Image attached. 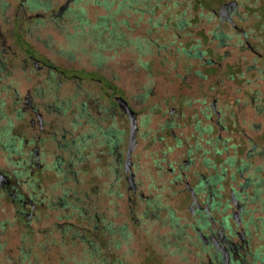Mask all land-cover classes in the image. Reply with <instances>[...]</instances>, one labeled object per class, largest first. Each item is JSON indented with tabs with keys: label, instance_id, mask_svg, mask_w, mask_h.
Wrapping results in <instances>:
<instances>
[{
	"label": "rangeland",
	"instance_id": "obj_1",
	"mask_svg": "<svg viewBox=\"0 0 264 264\" xmlns=\"http://www.w3.org/2000/svg\"><path fill=\"white\" fill-rule=\"evenodd\" d=\"M67 1L0 0L1 173L26 158L7 141L39 136L26 107L48 126L34 221L0 195V264H209L185 190L211 175L223 201L244 188L248 264H264V0H74L62 17ZM231 2L236 27L212 14ZM113 95L139 115L133 187L129 123Z\"/></svg>",
	"mask_w": 264,
	"mask_h": 264
},
{
	"label": "flooded vegetation",
	"instance_id": "obj_2",
	"mask_svg": "<svg viewBox=\"0 0 264 264\" xmlns=\"http://www.w3.org/2000/svg\"><path fill=\"white\" fill-rule=\"evenodd\" d=\"M69 8H67L68 10ZM65 10L62 17L67 13ZM212 14L217 16L220 20V11H212ZM229 16V17H228ZM225 21L222 23H230L235 25L234 18L236 17L235 11L229 9L227 14H225ZM243 35H245L243 33ZM248 40V37L245 36ZM262 58L261 55H259ZM32 60V56L29 57ZM207 62V61H206ZM41 62L39 61V64ZM38 66V65H37ZM123 98L122 96L112 97L111 106L115 109H119L121 114L127 119L129 123V137H128V147L130 145L131 136V119H135L136 122V143L138 139L139 126H138V113L132 109L130 104L126 99V103L133 111V113L128 115V113L120 107V104L116 101V98ZM217 101L214 100L212 103V111L216 114V126L218 127V134L224 133L227 128L221 123L222 113L216 107ZM31 116L30 127L34 133H38L39 136L32 135L31 138H19L18 144L6 142L3 147L8 148L6 151L18 153H26V158L22 159V162H18L17 169L12 175H7L6 173L0 175V195L8 196L11 198V203L15 208L20 221H27L26 224L30 225L34 221V216L38 209L43 208L44 201L37 197V192L34 190V185L38 181L39 176L43 175L47 169L46 165L41 161V154L48 149L45 148V140H42L43 134L48 130V126L45 122L44 115L41 113L40 109L34 105L28 106L25 109ZM176 109L172 111L173 120L175 118ZM180 118H178V123L175 124L178 128H182L181 119L184 118L185 114L183 111H179ZM182 113V114H181ZM175 123V121H174ZM37 130V131H36ZM51 138L48 139L49 145L58 147L54 137L56 133L54 131H48ZM202 132H199L197 138L201 136ZM173 138L177 139L175 131L172 132ZM208 135V134H207ZM3 136V134H1ZM4 137V136H3ZM65 138V137H64ZM220 135H217V141H219ZM210 140V139H209ZM179 141V140H177ZM73 143H77L76 140L72 139ZM180 142V141H179ZM209 142V141H208ZM117 141H113L110 144L111 153H113L116 158L115 169L123 168L126 173V159L127 151L125 156V163L122 167L121 157L122 154H117ZM44 145V146H43ZM179 145H181L179 143ZM211 145V144H210ZM72 144L65 143L61 145L60 148L66 153L71 152ZM212 147V145H211ZM43 150V151H42ZM211 151L215 155H222L223 150L219 149L216 145L211 148ZM78 154L75 153V156ZM63 162H66L65 158H62ZM115 163V164H116ZM190 164V161L188 162ZM133 164L131 166V169ZM180 173L185 175L183 167L179 168ZM174 169H171L173 172ZM27 174L28 179L22 178L23 174ZM130 174V172H129ZM133 174V173H132ZM131 175V174H130ZM6 178H5V177ZM130 177V176H129ZM21 187H26V192L20 190ZM223 190L224 187L220 182V178L216 175H211L209 178H200L194 187H191L189 182H186V193L191 197V205L189 207L190 213L196 217V221L193 224V228L197 233V238L201 242V248L204 254L209 259V264H248L249 258L251 257V239L249 238V233L245 228L244 216L246 214L245 206V192L244 188L241 187L240 190H236L231 187L229 189L230 202L223 201Z\"/></svg>",
	"mask_w": 264,
	"mask_h": 264
},
{
	"label": "water",
	"instance_id": "obj_3",
	"mask_svg": "<svg viewBox=\"0 0 264 264\" xmlns=\"http://www.w3.org/2000/svg\"><path fill=\"white\" fill-rule=\"evenodd\" d=\"M73 1L74 0H68L67 3L61 8L60 13L64 12ZM237 8H238V3H236V2H231V3L226 4L223 7V9H221L220 14H219L221 21L222 22L225 21V18H226L225 14H227L229 9L236 11ZM32 60L35 61V64L39 63V61L36 60L34 57L32 58ZM116 101L120 104V107L128 113V115L130 117V115L133 113V111L130 109V107L128 106L126 101L121 97L116 98ZM130 119H131V117H130ZM135 146H136V122H135V119L134 120L131 119V136H130V145H129V148L127 151V159H126V167L127 168H126V171L130 172V174H131L129 177V183H130V186H132V187L134 186V175L132 174V169H131V166H132L131 156H132V152L135 149ZM0 175L3 176L4 174L1 173V171H0Z\"/></svg>",
	"mask_w": 264,
	"mask_h": 264
},
{
	"label": "trees",
	"instance_id": "obj_4",
	"mask_svg": "<svg viewBox=\"0 0 264 264\" xmlns=\"http://www.w3.org/2000/svg\"><path fill=\"white\" fill-rule=\"evenodd\" d=\"M109 86H110V85H109ZM110 89H112V87H111V86H110ZM107 95H108V94H107ZM96 251L98 252V251H99V249H97V248H96ZM106 261H107V259H106ZM106 261H105V262H106Z\"/></svg>",
	"mask_w": 264,
	"mask_h": 264
}]
</instances>
